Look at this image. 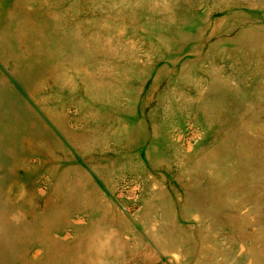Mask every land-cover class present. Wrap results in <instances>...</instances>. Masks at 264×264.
Returning <instances> with one entry per match:
<instances>
[{
  "label": "rangeland",
  "instance_id": "rangeland-1",
  "mask_svg": "<svg viewBox=\"0 0 264 264\" xmlns=\"http://www.w3.org/2000/svg\"><path fill=\"white\" fill-rule=\"evenodd\" d=\"M0 264H264V0H0Z\"/></svg>",
  "mask_w": 264,
  "mask_h": 264
}]
</instances>
